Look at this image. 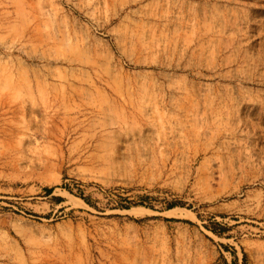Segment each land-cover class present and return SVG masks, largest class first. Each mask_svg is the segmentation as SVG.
Masks as SVG:
<instances>
[{"label": "rangeland", "instance_id": "rangeland-1", "mask_svg": "<svg viewBox=\"0 0 264 264\" xmlns=\"http://www.w3.org/2000/svg\"><path fill=\"white\" fill-rule=\"evenodd\" d=\"M0 264H264V0H0Z\"/></svg>", "mask_w": 264, "mask_h": 264}, {"label": "trees", "instance_id": "trees-1", "mask_svg": "<svg viewBox=\"0 0 264 264\" xmlns=\"http://www.w3.org/2000/svg\"><path fill=\"white\" fill-rule=\"evenodd\" d=\"M52 190H53V187H46L45 188V191L47 192V193H51L52 192ZM84 200H87L86 198H83ZM172 205H169L168 207H171ZM120 207H122V208H129V206L127 205V204H121L120 205Z\"/></svg>", "mask_w": 264, "mask_h": 264}]
</instances>
